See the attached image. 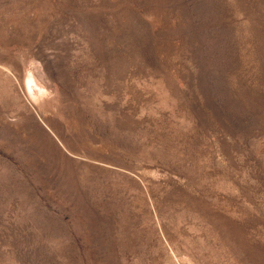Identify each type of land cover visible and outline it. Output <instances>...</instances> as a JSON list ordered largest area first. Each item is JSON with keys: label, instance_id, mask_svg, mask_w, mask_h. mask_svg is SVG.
Instances as JSON below:
<instances>
[{"label": "rangeland", "instance_id": "obj_1", "mask_svg": "<svg viewBox=\"0 0 264 264\" xmlns=\"http://www.w3.org/2000/svg\"><path fill=\"white\" fill-rule=\"evenodd\" d=\"M0 264H264V0H0Z\"/></svg>", "mask_w": 264, "mask_h": 264}]
</instances>
